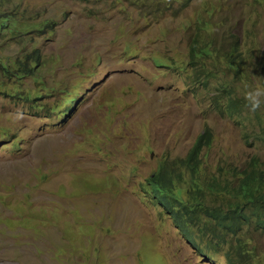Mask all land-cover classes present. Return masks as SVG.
<instances>
[{
  "label": "rangeland",
  "instance_id": "obj_1",
  "mask_svg": "<svg viewBox=\"0 0 264 264\" xmlns=\"http://www.w3.org/2000/svg\"><path fill=\"white\" fill-rule=\"evenodd\" d=\"M262 53L264 0H0V264H221L148 180L167 168L183 199H237L264 167V107L244 98ZM243 232L264 264V230Z\"/></svg>",
  "mask_w": 264,
  "mask_h": 264
},
{
  "label": "trees",
  "instance_id": "obj_2",
  "mask_svg": "<svg viewBox=\"0 0 264 264\" xmlns=\"http://www.w3.org/2000/svg\"><path fill=\"white\" fill-rule=\"evenodd\" d=\"M225 53L229 65L236 66L238 71L250 64V53L247 57H241L238 62L233 61L236 56L233 52L226 49ZM191 58L193 61L196 59L193 54ZM253 63L260 64L264 69V53ZM227 102L224 111L229 116L236 115L242 121L245 118L243 110H237L233 100ZM214 105L218 107L219 102ZM256 121L261 127L262 119L257 118ZM210 139L211 133L205 130L187 157L181 160V164L191 171L192 179L195 178L199 155L203 147L210 143ZM193 182L195 184L196 180ZM148 185L152 188L153 198L174 219L181 234L192 239L194 247L207 255V259H216L215 261L224 262L223 264H259L254 252L246 246L243 229L253 222L256 228L264 230V167L253 163L249 171L243 172V176L233 187L237 199L229 200L225 207L207 205L203 200L204 195L199 194L201 190H195L194 186L193 190L188 191L190 196L187 199L181 198L178 195L177 181L169 177L167 168H161L158 173L152 174Z\"/></svg>",
  "mask_w": 264,
  "mask_h": 264
},
{
  "label": "clouds",
  "instance_id": "obj_3",
  "mask_svg": "<svg viewBox=\"0 0 264 264\" xmlns=\"http://www.w3.org/2000/svg\"><path fill=\"white\" fill-rule=\"evenodd\" d=\"M244 98L246 100L247 107L252 112L264 107V86L249 88L245 91Z\"/></svg>",
  "mask_w": 264,
  "mask_h": 264
}]
</instances>
